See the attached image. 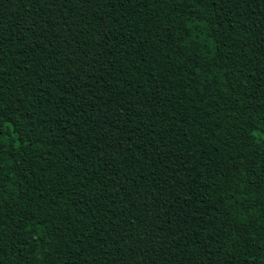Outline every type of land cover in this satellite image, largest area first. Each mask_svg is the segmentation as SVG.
<instances>
[{"label":"trees","instance_id":"obj_1","mask_svg":"<svg viewBox=\"0 0 264 264\" xmlns=\"http://www.w3.org/2000/svg\"><path fill=\"white\" fill-rule=\"evenodd\" d=\"M0 264H264V0H0Z\"/></svg>","mask_w":264,"mask_h":264}]
</instances>
